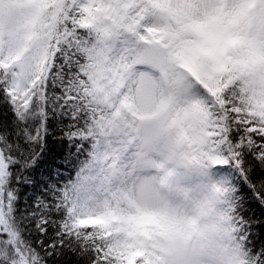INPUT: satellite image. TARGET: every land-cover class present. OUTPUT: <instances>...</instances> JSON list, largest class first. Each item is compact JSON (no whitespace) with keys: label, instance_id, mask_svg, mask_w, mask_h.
<instances>
[{"label":"snow or ice","instance_id":"6c2138e0","mask_svg":"<svg viewBox=\"0 0 264 264\" xmlns=\"http://www.w3.org/2000/svg\"><path fill=\"white\" fill-rule=\"evenodd\" d=\"M0 264H264V0H0Z\"/></svg>","mask_w":264,"mask_h":264}]
</instances>
